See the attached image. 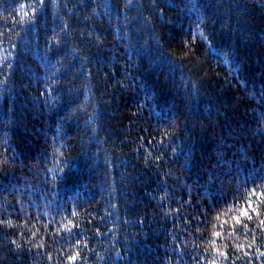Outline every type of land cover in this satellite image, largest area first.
Instances as JSON below:
<instances>
[{"label": "trees", "instance_id": "trees-1", "mask_svg": "<svg viewBox=\"0 0 264 264\" xmlns=\"http://www.w3.org/2000/svg\"><path fill=\"white\" fill-rule=\"evenodd\" d=\"M262 221L264 0H0V264H264Z\"/></svg>", "mask_w": 264, "mask_h": 264}, {"label": "snow or ice", "instance_id": "snow-or-ice-1", "mask_svg": "<svg viewBox=\"0 0 264 264\" xmlns=\"http://www.w3.org/2000/svg\"><path fill=\"white\" fill-rule=\"evenodd\" d=\"M25 15H27V13H25ZM244 213H242V215H243ZM261 223H264V221H262ZM217 235H218V233H217Z\"/></svg>", "mask_w": 264, "mask_h": 264}]
</instances>
